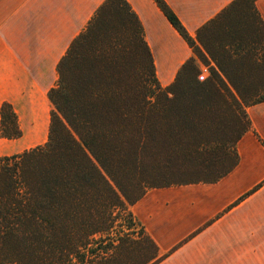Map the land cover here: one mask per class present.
Instances as JSON below:
<instances>
[{
	"label": "trees",
	"instance_id": "trees-1",
	"mask_svg": "<svg viewBox=\"0 0 264 264\" xmlns=\"http://www.w3.org/2000/svg\"><path fill=\"white\" fill-rule=\"evenodd\" d=\"M153 1L195 58L162 86L128 3L97 8L55 66L45 142L0 157V264H158L131 208L150 190L214 184L237 165L246 108L264 102L257 0L232 1L197 32L208 56ZM21 137L2 103L0 139Z\"/></svg>",
	"mask_w": 264,
	"mask_h": 264
},
{
	"label": "crops",
	"instance_id": "crops-1",
	"mask_svg": "<svg viewBox=\"0 0 264 264\" xmlns=\"http://www.w3.org/2000/svg\"><path fill=\"white\" fill-rule=\"evenodd\" d=\"M104 1L0 0V107L5 102L13 107L8 93L14 89L4 87L11 84V76L48 77L55 72L70 42ZM125 1L142 26L158 81L169 85L181 66L196 55L153 0ZM163 1L208 56L196 34L234 0ZM255 7L264 24V0H257ZM49 13L65 14V19L50 25ZM34 27L51 28L54 39L30 63L32 56L18 55L14 47L15 30ZM198 65L200 71L207 70V78L208 67ZM36 90L41 91L38 86ZM246 114L250 131L237 142L238 162L228 175L214 184L150 190L131 208L163 257L158 264H264V102L246 108Z\"/></svg>",
	"mask_w": 264,
	"mask_h": 264
},
{
	"label": "rangeland",
	"instance_id": "rangeland-1",
	"mask_svg": "<svg viewBox=\"0 0 264 264\" xmlns=\"http://www.w3.org/2000/svg\"><path fill=\"white\" fill-rule=\"evenodd\" d=\"M47 15L50 25L56 24L58 21L63 22L65 19V14L49 13ZM53 31L51 28L44 30L36 27L16 29V40L18 41L14 47L18 55H24L25 53L26 56H32L33 60L38 57L37 54H44V51L51 47L50 42L54 39L52 36ZM42 57L44 58L45 56ZM48 58H51V56H48ZM34 62L36 61L33 60L30 63ZM3 63L4 61H2ZM12 69H10V73L13 72ZM3 72L4 69H2ZM17 72L19 71L17 70ZM55 78L54 70L49 72L48 77H23L19 75L10 77L12 80L11 84L4 87H9L11 91L14 89L13 93H8V97L13 101V108L17 114L22 137L14 140L13 143H7V140L0 139V155L18 154L45 142L50 111L46 90L53 85ZM13 79L15 83H13ZM36 86L41 91H37Z\"/></svg>",
	"mask_w": 264,
	"mask_h": 264
},
{
	"label": "built area",
	"instance_id": "built-area-1",
	"mask_svg": "<svg viewBox=\"0 0 264 264\" xmlns=\"http://www.w3.org/2000/svg\"><path fill=\"white\" fill-rule=\"evenodd\" d=\"M206 74H207V70L203 69L200 71L199 75H198V81L202 82L206 79Z\"/></svg>",
	"mask_w": 264,
	"mask_h": 264
},
{
	"label": "bare ground",
	"instance_id": "bare-ground-1",
	"mask_svg": "<svg viewBox=\"0 0 264 264\" xmlns=\"http://www.w3.org/2000/svg\"><path fill=\"white\" fill-rule=\"evenodd\" d=\"M168 75V74H167ZM166 76V75H165ZM161 79V78H160ZM165 79V78H164Z\"/></svg>",
	"mask_w": 264,
	"mask_h": 264
}]
</instances>
